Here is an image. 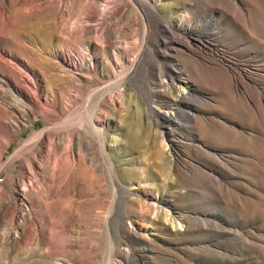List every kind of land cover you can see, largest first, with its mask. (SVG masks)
<instances>
[{
	"label": "rangeland",
	"instance_id": "rangeland-1",
	"mask_svg": "<svg viewBox=\"0 0 264 264\" xmlns=\"http://www.w3.org/2000/svg\"><path fill=\"white\" fill-rule=\"evenodd\" d=\"M0 119V264H264V0H0Z\"/></svg>",
	"mask_w": 264,
	"mask_h": 264
},
{
	"label": "bare ground",
	"instance_id": "bare-ground-1",
	"mask_svg": "<svg viewBox=\"0 0 264 264\" xmlns=\"http://www.w3.org/2000/svg\"><path fill=\"white\" fill-rule=\"evenodd\" d=\"M23 72H25V71L23 70ZM26 75L28 77H30V75L27 72H25V75H22V73H21L20 81H18V80L15 81V80H12L10 78H4L3 81L6 84L5 85L6 90L8 92H10L12 94L13 98L15 99L14 101H16V103H18L19 106H22L23 108H25L26 113L28 115H31L33 113V111H35V110H39L43 114V120H44V123L46 125L43 128L35 131L34 134L30 135V137L23 143V145L21 147H19V149H17V151L15 152V156H14V157H18V158L27 157V160H26V162L28 164L27 167H29L30 169H33L34 168V161L36 160L37 154L39 151V150H37L38 147L36 145L39 143L42 146H47V145L53 146L56 142L55 141L56 136L58 137V135H56V131L60 132L61 128H49L48 127V119L45 115L44 108L42 107V104H40L41 103L40 102L41 97H40L39 90H38V88L36 89V86H35V93L36 94L31 92V90L29 89L30 86L28 85V78L26 77ZM21 83H22V85H24L25 88H20ZM22 85H21V87H23ZM46 103H47V99H46ZM4 125H5V123L3 124V122L0 119V128H3ZM29 125H31V123L28 124V126ZM93 126L91 128L92 132L96 133L97 127H93ZM62 130H64V129H62ZM64 132H65V130H64ZM63 139H64L63 143H65L66 149L69 150L70 146H71V142L73 141L72 132L67 131V133L64 135ZM113 139L114 138H112V140ZM113 142H115V140H113ZM69 158L72 160L73 156L71 154H69ZM12 216H13L12 219H18L19 213L17 214L16 212H13ZM171 223L174 227H176L181 222L179 221V218L174 217L173 220L171 219Z\"/></svg>",
	"mask_w": 264,
	"mask_h": 264
}]
</instances>
